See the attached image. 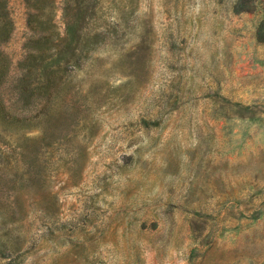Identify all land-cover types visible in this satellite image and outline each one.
I'll list each match as a JSON object with an SVG mask.
<instances>
[{
	"label": "rangeland",
	"instance_id": "374dc122",
	"mask_svg": "<svg viewBox=\"0 0 264 264\" xmlns=\"http://www.w3.org/2000/svg\"><path fill=\"white\" fill-rule=\"evenodd\" d=\"M235 1L0 0V264H264V11Z\"/></svg>",
	"mask_w": 264,
	"mask_h": 264
},
{
	"label": "trees",
	"instance_id": "16d2710c",
	"mask_svg": "<svg viewBox=\"0 0 264 264\" xmlns=\"http://www.w3.org/2000/svg\"><path fill=\"white\" fill-rule=\"evenodd\" d=\"M256 1L257 0H236L234 3L233 9L235 12H243V11L253 10ZM260 1L263 4V11H264V0H260ZM32 16H33V13L31 11H29L28 12V23L31 20ZM43 30H44V28L41 27L42 32H43ZM258 34H259V38L264 40V17H263V20L260 24ZM40 53H41V55H43V51H41V48H40Z\"/></svg>",
	"mask_w": 264,
	"mask_h": 264
}]
</instances>
